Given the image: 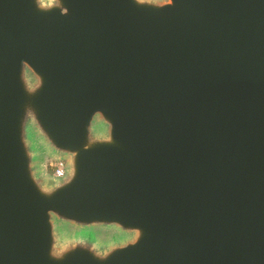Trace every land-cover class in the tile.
<instances>
[{
	"label": "water",
	"instance_id": "water-1",
	"mask_svg": "<svg viewBox=\"0 0 264 264\" xmlns=\"http://www.w3.org/2000/svg\"><path fill=\"white\" fill-rule=\"evenodd\" d=\"M0 264H264V0H0Z\"/></svg>",
	"mask_w": 264,
	"mask_h": 264
},
{
	"label": "built area",
	"instance_id": "built-area-1",
	"mask_svg": "<svg viewBox=\"0 0 264 264\" xmlns=\"http://www.w3.org/2000/svg\"><path fill=\"white\" fill-rule=\"evenodd\" d=\"M64 163L62 161H54L53 162V176L54 177H62L64 175Z\"/></svg>",
	"mask_w": 264,
	"mask_h": 264
},
{
	"label": "rangeland",
	"instance_id": "rangeland-1",
	"mask_svg": "<svg viewBox=\"0 0 264 264\" xmlns=\"http://www.w3.org/2000/svg\"><path fill=\"white\" fill-rule=\"evenodd\" d=\"M54 162V161H53ZM53 162L48 161L47 159L44 162H41V167L44 169L49 175H53Z\"/></svg>",
	"mask_w": 264,
	"mask_h": 264
}]
</instances>
